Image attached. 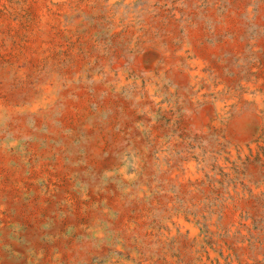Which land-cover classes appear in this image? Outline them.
I'll return each instance as SVG.
<instances>
[{
  "label": "rangeland",
  "instance_id": "rangeland-1",
  "mask_svg": "<svg viewBox=\"0 0 264 264\" xmlns=\"http://www.w3.org/2000/svg\"><path fill=\"white\" fill-rule=\"evenodd\" d=\"M0 111V264H264V0H0Z\"/></svg>",
  "mask_w": 264,
  "mask_h": 264
},
{
  "label": "bare ground",
  "instance_id": "bare-ground-1",
  "mask_svg": "<svg viewBox=\"0 0 264 264\" xmlns=\"http://www.w3.org/2000/svg\"><path fill=\"white\" fill-rule=\"evenodd\" d=\"M144 53H145V51H144ZM145 55H147V54H145ZM146 65H148V64H146ZM146 82L148 85L147 90H148V93L150 95H155V94L159 93L160 90L162 89V84H163V78L162 77L151 76L150 78H148L146 80ZM115 83L119 88H127L130 85V82L127 80L126 75H120L119 78L116 79ZM58 90H59V85H57L56 83L49 84L46 87L44 93H42L41 96L39 97V100H41V101L43 100L44 103H48V104L53 103L54 100L56 98H58V96H59L57 94ZM219 105L221 107H223L222 102ZM75 110H77V109H75ZM201 115H202V113H201ZM4 119H5V112L0 111V122H3ZM249 137H250V135H249ZM13 139L14 138H13L12 134H10L9 136H7L5 138V141L10 142ZM140 152H141V146L140 145L133 144V143L128 142V141H125V142L123 141L117 150L115 160L101 169L100 174H99V179H100L99 181L100 182L102 180L103 181H111V182L115 183L119 188H121L123 190V193L129 192L130 189L134 190L133 189L134 187L139 189L140 191L146 190L147 185L142 183V180L139 177V175L137 174V171L134 170L135 172H131V169H130L131 162H133V161L137 162L139 160ZM186 164L191 171L195 170V164L196 163H195L193 158H188ZM104 220H105L104 217H100V216H96V215L93 216V218L88 223V226L86 229L87 233H89L90 235H93V236H102L103 234H105L107 232V230L105 227L106 222ZM188 225L192 226V228H193L192 224H188ZM196 262H197V264H212L209 260H207L206 257H201V258L197 259Z\"/></svg>",
  "mask_w": 264,
  "mask_h": 264
}]
</instances>
